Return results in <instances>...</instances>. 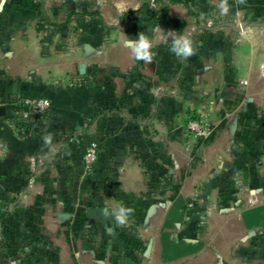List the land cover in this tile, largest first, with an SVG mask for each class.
<instances>
[{
    "label": "rangeland",
    "instance_id": "rangeland-1",
    "mask_svg": "<svg viewBox=\"0 0 264 264\" xmlns=\"http://www.w3.org/2000/svg\"><path fill=\"white\" fill-rule=\"evenodd\" d=\"M219 3L5 0L0 49L26 35L33 82L64 91L63 102L55 98L77 119L46 96L26 103L0 91V125L49 147L39 171L0 188V264H57L58 239L121 264L173 203L181 213L173 238L199 246L204 264H264V230L243 220L264 208V0H226V13ZM139 34L151 38V61L131 55L127 41ZM174 35L190 38L195 54L176 57ZM122 164L140 188L113 186L109 173ZM95 206L112 209L114 227L86 218ZM121 207L130 210L124 223Z\"/></svg>",
    "mask_w": 264,
    "mask_h": 264
},
{
    "label": "crops",
    "instance_id": "crops-1",
    "mask_svg": "<svg viewBox=\"0 0 264 264\" xmlns=\"http://www.w3.org/2000/svg\"><path fill=\"white\" fill-rule=\"evenodd\" d=\"M132 2L130 1L129 4ZM25 36L17 40L11 38L10 52H4L0 49V91H5L6 88L14 91L13 87L16 86L14 93L17 97L28 100L39 96L44 97L45 85H37L33 82L35 79L31 64L28 63L27 59L28 52L25 46L28 42ZM13 44L16 47H13ZM43 62L44 60L40 70L42 72L41 77L45 78ZM50 92L53 95L57 93L62 102L65 99L63 97L66 95L64 91ZM55 105L54 111L59 115L69 120L77 119V113L71 109V105L67 106L58 101ZM260 122L264 123V121ZM258 128L259 131L264 130L260 129L259 126ZM45 150H49L45 140L37 139L31 135L21 138L15 135V131L10 127L5 129L0 125V188L15 187L18 174L21 171H39L40 168L35 165V160L45 161ZM133 172L135 171L123 164L113 168L109 173L113 186L127 190L140 188L139 180H130L134 175ZM180 218L181 213L178 211L177 204H170L163 214L154 218L162 226L159 227L157 221H154L153 226L156 231H148L149 237L141 235L140 239L143 241V245L126 251L121 264H204L203 251L199 246L173 238L172 232L176 229L177 221ZM243 220L245 228L248 230L255 228L264 230V208L247 211ZM52 230L57 232L56 236L62 237L61 229L57 227ZM54 248H56L55 252L58 256L57 264H118L116 257H110L108 252L103 257H96L93 249L90 248V254L86 256L84 247H70L61 243L60 239Z\"/></svg>",
    "mask_w": 264,
    "mask_h": 264
},
{
    "label": "clouds",
    "instance_id": "clouds-1",
    "mask_svg": "<svg viewBox=\"0 0 264 264\" xmlns=\"http://www.w3.org/2000/svg\"><path fill=\"white\" fill-rule=\"evenodd\" d=\"M218 9L223 13H226L228 11V5L226 3V0H220V3L218 4ZM152 31L154 33H161V34H163L164 32V30L160 26L155 27ZM162 38H164L163 35ZM165 42L167 41L165 40ZM127 44L130 46L131 55L135 60L151 61L153 57V52H152L153 45L150 37L143 34H139L137 36V39L135 40L129 39L127 41ZM170 50L176 57H181V58H188L195 54V47L193 41L190 38H187L183 35L173 36ZM128 211L130 210H126L123 207L119 209L117 220L120 223H124L126 221L127 218L126 213Z\"/></svg>",
    "mask_w": 264,
    "mask_h": 264
},
{
    "label": "water",
    "instance_id": "water-1",
    "mask_svg": "<svg viewBox=\"0 0 264 264\" xmlns=\"http://www.w3.org/2000/svg\"><path fill=\"white\" fill-rule=\"evenodd\" d=\"M5 0L1 1L0 10H2ZM16 86L13 87L15 92ZM3 112L0 110V116ZM85 216L87 219L99 223L104 230L109 229V227L115 226V218L112 214V209L110 207H89L85 208Z\"/></svg>",
    "mask_w": 264,
    "mask_h": 264
},
{
    "label": "built area",
    "instance_id": "built-area-1",
    "mask_svg": "<svg viewBox=\"0 0 264 264\" xmlns=\"http://www.w3.org/2000/svg\"><path fill=\"white\" fill-rule=\"evenodd\" d=\"M29 101L30 100H27L26 103ZM48 105H49L48 101H45L44 106H48ZM96 157H97V147L95 144H92L87 150V153L85 155V164L87 170L91 169V166L94 164Z\"/></svg>",
    "mask_w": 264,
    "mask_h": 264
},
{
    "label": "trees",
    "instance_id": "trees-1",
    "mask_svg": "<svg viewBox=\"0 0 264 264\" xmlns=\"http://www.w3.org/2000/svg\"><path fill=\"white\" fill-rule=\"evenodd\" d=\"M91 16H94L97 18V24H101V19H100V14L97 13V12H93L91 13ZM60 94V93H59ZM61 95V94H60ZM45 96L53 103V107H56L55 103L57 101V98H55L56 96L53 95L52 93H49L47 90H45ZM45 96L43 98H45ZM40 97V96H39ZM60 96H58L59 98ZM35 98H38V97H35ZM35 98H32V99H35ZM28 100H31V99H28ZM258 126L260 127V129H264V123L262 122H259L258 123Z\"/></svg>",
    "mask_w": 264,
    "mask_h": 264
}]
</instances>
